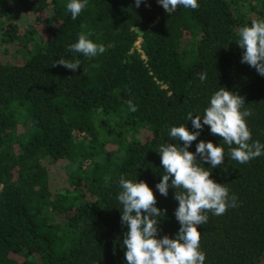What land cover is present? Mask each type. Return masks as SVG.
<instances>
[{
	"label": "trees",
	"instance_id": "1",
	"mask_svg": "<svg viewBox=\"0 0 264 264\" xmlns=\"http://www.w3.org/2000/svg\"><path fill=\"white\" fill-rule=\"evenodd\" d=\"M68 2L0 0V264H126L121 177L148 184L167 210L159 236L174 237L178 201L156 189L157 151L177 142L171 127L195 131L188 113L202 116L220 87L245 98L252 140L264 144V76L236 43L240 27L264 19V0H197L172 14L157 0H88L75 20ZM82 30L106 51L70 52ZM61 58L80 67L52 66ZM201 140L224 147V163L204 167L237 203L198 226L204 264H264V155L240 164L207 125L188 150ZM60 163L62 189L51 180Z\"/></svg>",
	"mask_w": 264,
	"mask_h": 264
},
{
	"label": "clouds",
	"instance_id": "2",
	"mask_svg": "<svg viewBox=\"0 0 264 264\" xmlns=\"http://www.w3.org/2000/svg\"><path fill=\"white\" fill-rule=\"evenodd\" d=\"M141 2L135 0V6L138 8ZM87 3L88 0H69L66 8L72 19L81 14ZM157 3L167 14L174 13L181 6L193 10L199 7L197 0H157ZM91 35V32L82 30L68 50L89 58L103 54L105 46L93 42ZM236 43L244 50L241 63L248 64L264 76V19H253L250 26L240 27ZM57 65L76 72L80 60L61 58L52 66ZM198 78L204 82L207 73H199ZM126 104L130 112L137 111L132 99H128ZM244 105V97L220 87L211 95L202 116L188 113L187 120H191L195 131H189L185 124L173 126L169 137L177 142H166L159 146L157 152L164 174L156 189L164 197L168 196L170 188L174 190V199L178 201L174 216L179 223L174 237L159 236L158 225L167 210L156 206V197L148 184L143 180L120 178L121 191L117 199L122 205L121 223L127 226L122 240L126 249V264H204L206 254L200 249L198 226L208 222V212L220 216L229 207H237V203L236 197L229 195V189L214 181L211 171L204 167L205 163L210 164L211 169L220 167L225 159L224 147L201 140L196 144L195 153L188 149L207 125L210 133L220 137L228 146L231 159L240 164L264 155V144L252 140L246 120L252 113Z\"/></svg>",
	"mask_w": 264,
	"mask_h": 264
},
{
	"label": "rangeland",
	"instance_id": "3",
	"mask_svg": "<svg viewBox=\"0 0 264 264\" xmlns=\"http://www.w3.org/2000/svg\"><path fill=\"white\" fill-rule=\"evenodd\" d=\"M19 10L21 11V8H19ZM24 10L22 9V16H20L19 18V22L21 25H23V23L27 22L30 20L29 15L26 14L25 12H23ZM184 42H188L186 39H184ZM144 133H141V135H143ZM64 166L63 164H58L56 165L55 168L52 169V173H51V180L53 181L55 187L62 189V187L65 185V181H64ZM58 219H62L61 217H57Z\"/></svg>",
	"mask_w": 264,
	"mask_h": 264
},
{
	"label": "built area",
	"instance_id": "4",
	"mask_svg": "<svg viewBox=\"0 0 264 264\" xmlns=\"http://www.w3.org/2000/svg\"><path fill=\"white\" fill-rule=\"evenodd\" d=\"M139 43H140V38H139V39L136 41V43H135V47H136V49H138V50L140 51Z\"/></svg>",
	"mask_w": 264,
	"mask_h": 264
}]
</instances>
